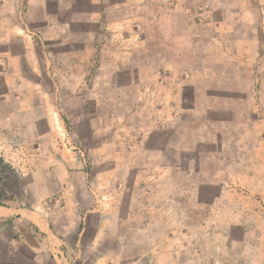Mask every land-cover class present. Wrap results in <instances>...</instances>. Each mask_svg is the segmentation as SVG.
I'll return each instance as SVG.
<instances>
[{"label":"rangeland","instance_id":"374dc122","mask_svg":"<svg viewBox=\"0 0 264 264\" xmlns=\"http://www.w3.org/2000/svg\"><path fill=\"white\" fill-rule=\"evenodd\" d=\"M19 2L2 14L0 0V208L24 206L70 231L35 262L264 264L263 89L245 104L223 86L187 89L189 47L166 79L142 3L119 0L123 26L97 28L80 0H47L46 12ZM195 19L193 34L206 31L210 16ZM144 40L150 74L135 57ZM180 79L182 95L161 89ZM35 262L0 246V264Z\"/></svg>","mask_w":264,"mask_h":264},{"label":"crops","instance_id":"0c3cea01","mask_svg":"<svg viewBox=\"0 0 264 264\" xmlns=\"http://www.w3.org/2000/svg\"><path fill=\"white\" fill-rule=\"evenodd\" d=\"M27 1L28 12L36 8L42 12L48 10L47 0ZM118 1L109 0L103 3V0H80L79 8L82 11L85 8L86 12L96 13L97 28L101 24L103 26L105 22L111 25L110 22L115 21L118 26H123L117 19L120 15ZM256 1L259 7L253 5L252 0H175L172 4L162 0H132L128 6L136 7L137 4L142 3L147 14L150 15L149 19L153 23L151 26L155 25L160 32L159 44L163 52L160 60L169 61V63L164 62L165 64L158 68L159 74L163 72L168 75L169 78H166L168 80L173 76L178 78L181 74L178 67L181 55L184 50L191 48L193 49L192 66L188 74L192 79L184 83L192 86L185 87L207 95L211 93V87L223 86L225 91L232 94L241 93L239 100L245 104L249 102V94L254 90L261 89L260 93L262 89L264 91V54H261V50L264 51V42H261L257 30V16L262 18L261 15H264V0ZM6 3V8L1 9L2 14L19 11L21 7L19 0H6ZM68 10L71 9L68 7ZM105 10L114 16L101 22L98 15L101 13V18H103ZM197 16H210V19L206 31L197 30L194 35V29H198L195 23ZM5 21L7 25H14L10 18ZM86 22L81 20V26L87 28ZM262 24L264 26V19ZM18 27L21 28V26ZM124 41L130 43L128 42L130 39L127 38ZM146 41L144 40L143 44L139 43V45H144L145 49L135 54V57L142 58L145 67L143 70L150 74L152 66L149 62L154 61L155 57L150 47L148 48V44L151 45V43L147 44ZM184 83L180 79L173 85L170 82L164 84L161 89L172 91L178 97L186 92L182 90ZM148 86L151 88L150 85ZM238 87H240L239 90ZM206 99L212 101L210 97ZM233 101L239 102L236 98H233ZM197 106L200 105L197 104ZM74 204L75 209L73 208L71 213H73L75 223V213H79L77 210L79 204L75 201ZM0 209V246H6L8 255L13 258L21 253L27 257V260L35 262L38 254L45 251L50 244L61 246L60 236H67L70 232L63 230L61 225L55 227L53 222L47 221L40 214L24 206L1 207ZM40 232L45 236L42 237ZM65 264L72 263L66 261Z\"/></svg>","mask_w":264,"mask_h":264},{"label":"built area","instance_id":"2783aa9c","mask_svg":"<svg viewBox=\"0 0 264 264\" xmlns=\"http://www.w3.org/2000/svg\"><path fill=\"white\" fill-rule=\"evenodd\" d=\"M175 0H166L167 3L172 4Z\"/></svg>","mask_w":264,"mask_h":264},{"label":"trees","instance_id":"16d2710c","mask_svg":"<svg viewBox=\"0 0 264 264\" xmlns=\"http://www.w3.org/2000/svg\"><path fill=\"white\" fill-rule=\"evenodd\" d=\"M0 206H2V205L0 204ZM40 233H41V232H40ZM40 233H39V234H40ZM41 234H42V233H41ZM41 234H40V235H41ZM43 235H44V234H42L41 236L43 237ZM44 236H45V235H44ZM42 237H41V238H42Z\"/></svg>","mask_w":264,"mask_h":264}]
</instances>
